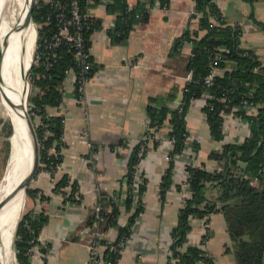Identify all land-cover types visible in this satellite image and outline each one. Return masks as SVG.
Returning <instances> with one entry per match:
<instances>
[{
  "label": "crops",
  "instance_id": "0c3cea01",
  "mask_svg": "<svg viewBox=\"0 0 264 264\" xmlns=\"http://www.w3.org/2000/svg\"><path fill=\"white\" fill-rule=\"evenodd\" d=\"M126 1L135 5L139 0ZM153 1L154 4L158 1L159 6L153 5L144 19L133 24L125 38L109 34L117 23L116 14L110 12L112 0L89 7L90 16L100 21V27L91 34L89 52L93 73L86 85V101L82 104L77 101L74 72H70L61 85L62 105L46 107L47 115L62 118L60 142L54 141L48 149L50 155L59 152L60 164L54 182L40 166L29 184L37 193L35 197L27 196L26 212L37 211L46 216L38 235L42 253L33 257L31 264H89L90 244L95 239L114 242L119 235L118 226H127L135 214L138 204L133 200L127 206L122 177L137 141L153 131L147 108L155 106L157 100L176 108L191 44L185 42L177 49L175 43L187 30L198 38L206 33L189 21L194 0H169L165 6L159 0ZM214 2L229 23L241 28L239 46L252 49L264 65V38L251 24L264 25V0ZM231 64L221 69V73L230 70ZM205 101L206 93L189 104L185 115L188 147L174 154L172 171L169 170L173 150L169 138L170 116L155 131L157 139L148 144L139 165L144 181L141 210L134 216L130 241L116 264H178L167 252L179 208L190 196L188 189H183L185 167L201 166L213 171L218 164L210 152L248 134L244 121L228 115L223 140H215L202 109ZM83 130L87 136L82 135ZM63 176H69L79 186L80 201L66 200L54 190V183ZM163 182L168 183L164 189ZM117 193L118 226L108 225L105 215L111 212V198ZM208 195L216 196V191L211 190ZM189 224V244L199 245L208 232V239L200 248L212 258L213 264H236L220 211L212 213L207 222L204 218H190Z\"/></svg>",
  "mask_w": 264,
  "mask_h": 264
},
{
  "label": "trees",
  "instance_id": "16d2710c",
  "mask_svg": "<svg viewBox=\"0 0 264 264\" xmlns=\"http://www.w3.org/2000/svg\"><path fill=\"white\" fill-rule=\"evenodd\" d=\"M162 4H168L169 0H159ZM196 8L201 12L198 19L199 29L205 30L204 36L198 38L192 36L188 30L182 33L175 48L181 47L185 42L191 44V54L187 64V71L193 73L192 81L184 85L182 94L183 107L180 112L176 108L171 109L163 101L157 100L155 106H149L150 128L147 132L152 135L163 125L164 120L170 116L171 130L169 138L173 140V150L170 153V169L173 167L174 154H180L187 145L188 133L185 127V115L192 100L200 98L204 93L216 97L224 96L225 101H214L213 109L203 106L206 121L211 136L221 141L224 133L221 129L223 119L221 112L240 118L249 125V132L241 141L223 143L220 150L210 152L218 167L213 171L205 170L201 166L187 165L189 174L187 179L190 196L183 200L178 211L177 225L171 232L172 255L178 258L179 264H199L206 262L213 264L212 258L206 251L200 248L208 239V232L202 236L199 245L189 244L187 235L190 230V218H204L208 221L210 215L220 211L224 217L226 230L231 240V249L236 264H264V65L258 55L250 48L239 46L241 28L229 23L219 11L214 0H194ZM83 3L84 0H81ZM153 0H139L135 5H129L126 0H112L110 12L116 14L117 23L109 31L111 37L125 38L133 24L144 19L149 10L153 8ZM49 5L43 0H35L31 15L37 27V45L41 40L50 38L56 30L54 20L43 24ZM94 26L85 31V47H90L91 34L100 27V21L93 19ZM264 26L263 24H260ZM223 47V50L219 48ZM213 54H219L223 60L228 59L232 63L231 69L224 70L216 75L211 86L203 84V78L209 73L210 61ZM91 62L90 75L93 73V61ZM220 61L219 68L224 69L225 63ZM73 69L79 71L71 50L65 45L56 49L55 59L46 68L41 62L33 63L29 70V82L31 85L27 98L29 116L32 119L36 115L40 120L48 124L52 133L42 144L41 131L35 126V132L39 143L40 163L56 161L54 155L48 154V149L54 141L60 142L62 130L61 116H49L46 113L47 106H57L62 99L61 85L66 77V71ZM246 99L256 107V113L252 114L244 108L242 100ZM209 101H206V103ZM140 144L136 143L134 151L128 163V170L122 177L127 185L126 204L131 206L133 202V176L135 166L139 159L137 153ZM196 151L195 146L192 147ZM42 167V166H41ZM40 168V167H39ZM261 171V172H260ZM247 175V176H245ZM168 176V174L166 175ZM250 177H256L255 183L250 182ZM67 176L57 181L54 190L62 192L61 188L66 184ZM168 183L164 184L163 189ZM75 182L71 188L74 191ZM144 190V181L138 186V204L135 214L131 216L129 224L121 227L117 223L118 209L116 200H112L111 212L106 216V224L117 225L119 235L114 242L99 240L102 246L103 260L113 262L116 255L110 249L123 235H130L134 216L140 213V196ZM211 190L216 191V196H209ZM37 191L26 188V194L35 197ZM66 200L74 201L71 196ZM94 220L91 218L89 223ZM46 216L42 212L27 211L19 219L16 232L14 249L18 264H30L27 255L32 241L38 237ZM183 245L185 247L182 249ZM114 264V262L112 263Z\"/></svg>",
  "mask_w": 264,
  "mask_h": 264
},
{
  "label": "built area",
  "instance_id": "2783aa9c",
  "mask_svg": "<svg viewBox=\"0 0 264 264\" xmlns=\"http://www.w3.org/2000/svg\"><path fill=\"white\" fill-rule=\"evenodd\" d=\"M43 1L49 5V10L46 14V19L43 22V24L46 25L51 20H54L56 24V30L51 34L50 38H45L41 40L42 42L41 44H38V45L37 43L35 44V48L33 52V63L37 64L38 62H41L43 66H45L46 68H50L56 56V49L62 45H65L66 47H68L69 50H71L73 53L76 66L79 68V71L75 72L73 69H69L66 71V77L70 74V72H74L73 86H74V90L76 93V99L81 104L85 103L86 85L91 79V75H90L91 62L89 60L90 52H89V48L85 47V31L89 30L92 26H94V21H93L94 18L90 16L89 14V7L93 5H97L102 2L105 3L108 0H84L83 3L81 2V0H43ZM154 5L159 6V2L157 1L156 4ZM200 16H201V12H199L198 9L196 8V3L194 1V6L189 13V17H190L189 21L192 24H197L198 28H200L199 23H198V19L200 18ZM181 47H179L178 49H180ZM190 56H192L191 52H190L189 57ZM222 60L223 59L219 54L212 55V58L210 61L209 73L203 78L204 85L211 86L213 84L214 77L221 73V69L219 68V63ZM223 62L225 63V65H228L231 61L228 59H225L223 60ZM192 76H193L192 71L188 70L186 72L184 85L187 82L192 81ZM185 90L186 89H184V86L180 90L179 101H178L179 103L177 105V109L180 112L182 111V107H183L182 94H183V91ZM225 99L226 98L224 96L216 97L215 95H212V94H206V101H209V102L206 103L205 101L204 106H207L209 110H212L214 101L223 102L225 101ZM242 104L248 112L252 114L256 113L257 107L253 103L249 102L246 99H243ZM61 105H62V99L59 101L57 106H61ZM220 114L223 119V122L221 124V129L224 133V121H225V118L230 114H224L222 112ZM237 119L241 120L240 118H237ZM245 124L247 125V129L249 132V125L248 123H245ZM36 127L41 131V141H42V144H44V142L52 134L48 128V124H46L42 120H39V122L36 124ZM82 135L87 136L88 135L87 131L83 130ZM156 139H157L156 132H154L152 133V135L143 136L137 141V143L140 144V148L137 153L139 161L137 165L135 166L136 171L134 173L133 182H132V188H133L132 197L134 201H136V199L139 196L137 192L138 186L143 183L142 175L139 172V165L141 164L143 153L146 151L148 144L152 140H156ZM187 139L188 137H186V143H187ZM241 140H238V141H241ZM171 141L173 142L172 139ZM186 147L188 146L186 145L185 148ZM184 149L182 150V152L184 151ZM91 152L93 153V151ZM58 155H59V152L55 153L54 155L56 161H53L50 163H44V164L40 163V166H42L50 174L52 182H54L55 180L54 178L55 172L59 169L60 160H59ZM91 160L92 158L90 159V161ZM188 177H189V174L187 171H185L184 182H183L184 190L188 189V182H187ZM256 181H257L256 177H250L251 183H255ZM55 184L56 182L54 183V186ZM73 184H74V181L69 176H67L66 184L61 188V191H63V193L62 192H58V193H60V195H62L63 198L65 199L71 196L74 201L78 202L81 200L82 194L77 184H75L74 186L75 188L74 191L71 190ZM124 184L127 190V185L125 182ZM135 192H137L136 193L137 196ZM118 194L119 193L113 195L112 200H116ZM39 196H40V193H38L37 197L39 198ZM95 212H96L95 214L98 216L100 213V209L97 207ZM131 233L128 236L127 235L121 236L119 240L117 241V243L110 248L112 252L114 253V255H116V259H114L113 261L114 264L117 263V261L119 260L121 256L123 249L125 248L127 243L130 241ZM32 242L34 243H32L31 247L27 251L29 262L33 257L41 256V253H42L41 252V248H42L41 240L38 237H36L34 241ZM89 250H90V256H89V261H88L89 264H112L113 263L111 261L106 262L105 260H103L102 246L99 243V239H95L90 244ZM167 253L170 257L174 258L178 262V258L172 255V250L170 248Z\"/></svg>",
  "mask_w": 264,
  "mask_h": 264
},
{
  "label": "bare ground",
  "instance_id": "6f19581e",
  "mask_svg": "<svg viewBox=\"0 0 264 264\" xmlns=\"http://www.w3.org/2000/svg\"><path fill=\"white\" fill-rule=\"evenodd\" d=\"M30 4L31 0H0V82L5 84L7 98L4 115L12 120L14 127L8 177L0 186V201L17 187L31 156V142L22 108L29 87L26 76L35 40L34 28L26 24ZM23 205L24 192L21 190L0 207L2 264L11 263L13 232Z\"/></svg>",
  "mask_w": 264,
  "mask_h": 264
},
{
  "label": "rangeland",
  "instance_id": "374dc122",
  "mask_svg": "<svg viewBox=\"0 0 264 264\" xmlns=\"http://www.w3.org/2000/svg\"><path fill=\"white\" fill-rule=\"evenodd\" d=\"M251 24L253 25L255 30L260 32V34L264 38V28L261 27L258 23H254V24L251 23ZM34 26L36 29V39H35V44H36L37 43V27H38V25L34 23ZM32 63H33V60H32ZM28 74H29V72L27 71L28 77L26 76V78H27L28 85H29L27 98H28L29 91L31 88ZM6 103H7V98H6L5 84L0 82V186L7 180V177H8L9 161H10L11 154H12L11 136H12V133L14 131L12 120L9 117L4 115V109H5ZM27 110L29 113L28 102H27ZM31 120H32L33 126L35 127L36 124L39 122L40 118L36 115H33ZM26 200H27V194H26V190H25L24 205H23V208L19 214V218L17 220L16 226H15V229L13 232L12 257H11L12 259H11L10 264H18L17 260H16V250L14 249V241H15V237H16L15 232H16V227H17V224H18L20 217L26 212V210H25Z\"/></svg>",
  "mask_w": 264,
  "mask_h": 264
},
{
  "label": "water",
  "instance_id": "95a60500",
  "mask_svg": "<svg viewBox=\"0 0 264 264\" xmlns=\"http://www.w3.org/2000/svg\"><path fill=\"white\" fill-rule=\"evenodd\" d=\"M34 1L35 0H31L30 8H29L27 15H26V24L31 25V27L34 28L35 39H36V29L34 27V22L32 20V15H31V11H32ZM32 47L33 48H32V54H31V61L29 64V70L33 64L32 60H33V52H34V48H35V40L33 42ZM29 70H28V72H29ZM26 80H27V78H26ZM27 94H28V91H27ZM22 108H23V113H24V117H25V124L27 126V131H28V135L30 138V142H31V156H30V160H29V163L27 165V168H26V170H25V172L21 178V181L19 182L17 187L13 190V192L8 197H6L0 201V207L8 199L17 195L21 190L25 193L27 186L30 184V182L32 181V179L36 175V173L39 169V166H40L39 143H38L37 135L35 132V128L33 126L32 120H31L29 113H28V110H27V95H26V97L22 103ZM0 264H2L1 259H0Z\"/></svg>",
  "mask_w": 264,
  "mask_h": 264
}]
</instances>
